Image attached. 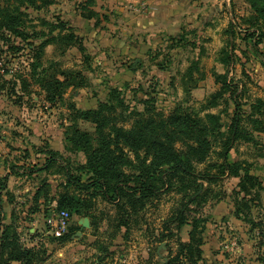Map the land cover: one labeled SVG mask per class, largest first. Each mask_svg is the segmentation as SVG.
Returning <instances> with one entry per match:
<instances>
[{
  "label": "rangeland",
  "instance_id": "1",
  "mask_svg": "<svg viewBox=\"0 0 264 264\" xmlns=\"http://www.w3.org/2000/svg\"><path fill=\"white\" fill-rule=\"evenodd\" d=\"M202 3L176 15L171 21L159 19L155 23H151V17L155 14L160 18V14L153 13V5L146 1L120 4L116 0H96L95 4L88 5L86 0H54L42 8L22 6L27 11L26 29L32 35L36 31L47 34L49 23L64 20L81 37L85 47V51H81L78 44L66 48L59 41L52 42L46 46L37 71L43 68H48L49 73L56 68L78 70L87 79L81 86H70L55 103L46 100L45 91L36 82L30 84L23 94L19 75L30 77L37 58L27 48L17 50L11 46L13 42L20 45L19 39L12 42L0 39V85L4 87L0 91V161H6L3 170L15 164L27 166L23 162L29 160L22 159L23 152H16L13 147L26 143V138L31 142L33 137L35 148L45 144L60 147V152L75 171L85 162V155L82 151L71 152L65 148L68 126L74 118L70 105L73 103L79 109L94 108L99 101L111 97L112 88L118 89L120 98L131 113L129 120L123 123L126 127L133 123L136 111L143 112L146 106H153L164 115L181 106L202 117L208 112L219 113L221 130L226 133L238 111L242 115L241 124L252 134V140L234 141L228 161L243 162L250 173L258 176L260 186L253 188L247 199L253 200L250 201V219L263 223L264 130L256 129L252 118L262 120L264 116L258 112L250 116V113L252 104L259 100L263 101L261 109L264 112V35L254 48L252 41L255 37L248 36L246 29L257 26L254 24V11L246 0H202ZM88 9L96 10L98 15L84 18L82 13ZM145 20L150 24L142 25ZM259 24L264 34V23L260 21ZM232 25L233 35L228 32ZM227 51L233 54L230 64L224 58ZM6 68L8 72L4 71ZM225 73L239 85V109L230 98V92L225 93L217 105L207 107L212 94L221 87L218 75ZM13 81L16 83L12 84ZM11 87L18 88L17 92L11 93ZM19 94L23 98L19 99ZM78 124L83 130L95 131V124L91 121L80 119ZM261 125L264 126V121ZM45 137H48L47 141ZM221 148L218 143L207 160L197 164L196 169L204 171L208 168L217 173L218 168L214 164L221 159L218 154ZM4 171L0 170V173L4 174ZM82 178L87 180V175L82 174ZM238 182V177L227 175L202 182L201 186L207 193L206 201L195 214L204 219V243L201 259L194 264H264V227H253L244 213H235L236 202L244 195L239 191ZM22 184L29 183H22L21 179L12 180L15 189ZM180 201L182 193L171 190L162 192L154 202H148L140 212L137 224L127 235L121 233L120 238H116L115 241L126 240L125 248H122L124 243L113 248V255L107 261L112 264H165L167 260H173L180 254L181 241L189 239L191 224L181 229L172 224V228L165 231L168 234L163 236L165 244L161 249L162 242L158 239L164 221ZM95 206L98 210L109 207V204L98 196ZM47 209L42 206L32 220L26 221L23 219L25 212L20 210L23 242L46 246L47 259L50 256L56 259V256L92 264L99 251L92 246L91 226L84 228L85 238H74L72 246L62 250V246L69 242L61 244L54 239ZM77 217H72V223ZM30 227L33 228L31 232L36 233L35 239L30 237ZM103 240L108 241L106 238ZM180 260V264H188L183 256Z\"/></svg>",
  "mask_w": 264,
  "mask_h": 264
},
{
  "label": "trees",
  "instance_id": "2",
  "mask_svg": "<svg viewBox=\"0 0 264 264\" xmlns=\"http://www.w3.org/2000/svg\"><path fill=\"white\" fill-rule=\"evenodd\" d=\"M96 0H86V4H95ZM252 11H254V29H246L247 35L255 37L252 45H256L263 37L260 21L264 23V0H246ZM1 2H3L1 4ZM54 0H0V39L12 42L19 39V44L12 43L17 50L27 48L33 52L37 60L33 62L30 77L20 76V87L23 94L30 84L36 82L45 91L46 100L55 103L70 86H81L85 84L87 77L78 70H64L56 68L48 72V68L37 71L42 64L41 57L45 48L52 42H61L68 47L78 44L81 51H85L81 37L73 32L66 21L51 22L49 32L36 31L32 35L26 29L27 11L22 6L42 8L52 4ZM87 9V7H84ZM97 11L88 9L82 13L86 19L96 17ZM68 30V31H66ZM232 35L235 33L232 25L228 30ZM43 37L41 41L36 40ZM67 49H63L66 51ZM225 62L230 64L233 54L224 53ZM88 55H86V58ZM8 68L4 71L8 72ZM62 76V77H61ZM221 87L212 94L208 106L217 105L225 93L230 92V98L234 100L237 109L240 108L238 99L239 85L233 83L228 75H218ZM15 84L16 81H13ZM0 85V91L3 90ZM11 93L17 92L18 88L11 87ZM111 97L99 101L96 107L79 109L71 104L74 116L72 123L68 126L66 133L65 148L71 152H83L85 162L77 166L75 171L63 154L45 144L37 149L47 155L45 163L39 170L49 173H62L64 181L61 182V190L57 197L51 195V185L47 178L40 181L34 194V203L31 212L39 210L40 198L45 203L57 199L53 212L68 210L73 216L89 217L91 222V234L96 238L92 242L99 253L93 264H104L111 259L113 250L111 245L118 234L125 229V234L137 222L140 212L148 202L157 200L162 192L176 190L182 193V201L177 205L172 214L164 221L163 230L159 235V242H164L163 236L176 225L181 229L186 224H191L189 239L181 241L180 254L173 260H167L165 264H180V257L188 264H194L201 259L204 238L202 236L204 221L198 213L206 201V190L201 184L204 180H218L223 176H235L239 178V191L244 195L236 202L235 213H244L253 225L264 227L263 223L254 222L250 219L253 200L247 199L251 190L258 185V176L249 172L243 162L228 161V153L234 141L238 139L252 140V134L246 131L241 124L242 115L235 112L229 124L227 132L221 130V115L219 113H206L204 117L198 113L188 112L181 106H177L168 115L156 111L153 106H146L142 111H136V117L131 126L123 125L128 121L131 113L120 98L117 88H112ZM21 99L23 96L18 95ZM228 101L227 99H225ZM263 101L259 100L252 104L250 116L258 112L264 116L262 111ZM120 106V110H118ZM83 119L95 124V131L81 129L78 120ZM255 128L264 130L261 125L264 119H253ZM120 123V124H119ZM261 125V126H260ZM220 143L218 151L220 161L216 162L218 172L212 173L208 168L204 171L196 169V165L203 163L211 155L213 149ZM87 175V180L82 178ZM6 188V183H0V189ZM100 196L110 203L115 209L113 221L110 223L112 229L109 233L100 232V215L95 214L96 198ZM258 197V196H257ZM10 200L12 197L10 196ZM50 212V209H47ZM3 210L0 204V264H11L17 261L19 264H42L46 261L47 247L38 244L27 245L22 240L19 230L17 216L12 215L9 223H4ZM81 225L75 220L71 222L68 231L62 236H54V239L65 244L73 240ZM84 230V229H83ZM100 232V234H99ZM35 239L36 233H29ZM109 237V238H108ZM82 238H85L84 236ZM81 238V239H82ZM106 238L108 241H104ZM111 238V240H110ZM264 261V256L262 258Z\"/></svg>",
  "mask_w": 264,
  "mask_h": 264
},
{
  "label": "crops",
  "instance_id": "3",
  "mask_svg": "<svg viewBox=\"0 0 264 264\" xmlns=\"http://www.w3.org/2000/svg\"><path fill=\"white\" fill-rule=\"evenodd\" d=\"M117 2H120V4L122 3H129L131 1H146L149 2L151 5H153L154 7V11H152L153 13H158L160 14V18L157 17V15L154 14V17H151L152 22L151 23H155L157 22L159 19L160 21H163L165 19L171 21L173 19H175L180 13H184L185 11L189 10L190 8H192L193 6H201L203 5L202 0H116ZM121 11V9H120ZM231 11V9H230ZM152 13V14H153ZM153 16V15H152ZM135 20V19H134ZM150 23L147 22V20L144 21V23H142V25H148ZM32 136H30L31 138ZM4 139L8 140V138L6 136H4ZM46 141L48 139V137L44 138ZM31 142H29V139L26 138L25 141L26 143H18L19 145H13V142H11V144L15 147H13L15 149L16 152H23V156L22 159H26L29 160V162H23V164L25 165H12L11 167H7V169L4 171L3 168L5 167L4 162L1 160L0 161V170L4 171V174L0 173V183L1 182H5L6 183V188L4 189H0V204L2 206V210H3V222L4 223H9L12 220V215L13 213L16 214L17 216V223L19 224V230H20V226H21V221L24 219L26 220H32V216H35V213L39 212L42 209V206H45V208H49L50 209V216L55 213L53 212V208L56 205L57 199L54 198V200L50 201L49 203H45L43 198H40V203H39V210L35 213L31 212V207L33 206L34 203V194L36 192V189L38 188L40 181L43 178H47L48 181L50 182L51 185V195L56 196L57 197V192L59 190H61L62 186H61V182L64 181V177L62 173H49L46 170H39V167H41L45 161H46V157L47 155L45 153H41L38 152L37 149H39V147H42L44 145H38L36 148L34 146V144H36V142L34 141V138H31ZM3 141V140H1ZM5 143V142H4ZM45 144V143H44ZM6 145V144H5ZM8 148V144L6 145ZM53 149L56 150H61L60 147H52ZM36 155V156H33ZM33 158H36V160H32ZM39 161H41V163H39ZM43 174V175H42ZM41 177V178H40ZM21 179L22 183L26 182L29 184H22V186L20 188H13L12 187V180H19ZM41 179V180H40ZM33 181H36L35 183ZM10 196L12 197V200H10ZM105 204H109V207H104L103 209H97V206H95V214L100 215V232L101 233H109L111 232V228H110V223L113 221V217L115 215V211H113V207L110 203H108L105 199H103ZM100 201V200H99ZM19 206V208H18ZM21 208V209H20ZM108 208V209H107ZM112 208V209H110ZM8 209V211H7ZM25 212L24 218L21 216V211ZM23 218V219H22ZM22 219V220H21ZM79 217L76 218V220L79 223ZM105 227V228H104ZM33 230L32 227H30L29 232H31ZM21 231V230H20ZM99 232V234H100ZM35 233V231H34ZM124 234L125 233V229L123 232H120L119 234ZM86 234V232L82 229V235L81 236H73L74 238L80 239L82 238L84 235ZM118 234L117 239L120 238V235ZM92 238H96L95 235L92 234ZM109 238V237H108ZM122 238V237H121ZM92 239V240H94ZM111 240V238H110ZM116 240V239H115ZM114 240V244L111 245V250L114 251L113 248L115 247H120L121 243H124L122 245V248H125L126 244V240L121 239L120 241H115ZM73 241V240H72ZM72 241H70L68 244L62 246V250L66 249V248H70L72 246ZM93 242V241H92ZM52 252V251H51ZM122 257L124 255H121ZM56 259H52V257L50 256L45 262H43L42 264H90V262L88 261H82V262H74L73 259H65L63 257H56L54 256ZM125 261V259L123 260ZM11 264H19L17 261H13ZM93 264V262H92ZM104 264H112L108 261H106ZM114 264V263H113ZM116 264V263H115ZM117 264H126V263H117Z\"/></svg>",
  "mask_w": 264,
  "mask_h": 264
},
{
  "label": "built area",
  "instance_id": "4",
  "mask_svg": "<svg viewBox=\"0 0 264 264\" xmlns=\"http://www.w3.org/2000/svg\"><path fill=\"white\" fill-rule=\"evenodd\" d=\"M50 232L58 237L65 234L72 222V215L68 210H61L50 216Z\"/></svg>",
  "mask_w": 264,
  "mask_h": 264
},
{
  "label": "water",
  "instance_id": "5",
  "mask_svg": "<svg viewBox=\"0 0 264 264\" xmlns=\"http://www.w3.org/2000/svg\"><path fill=\"white\" fill-rule=\"evenodd\" d=\"M79 224L81 225V230L77 231L75 236H81L82 235V229L88 228L91 226L90 218L87 216L80 218ZM164 244H165V242H162L159 246V249H161L164 246Z\"/></svg>",
  "mask_w": 264,
  "mask_h": 264
}]
</instances>
